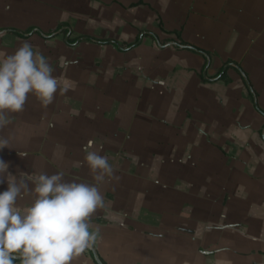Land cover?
I'll return each mask as SVG.
<instances>
[{
  "label": "crops",
  "instance_id": "crops-1",
  "mask_svg": "<svg viewBox=\"0 0 264 264\" xmlns=\"http://www.w3.org/2000/svg\"><path fill=\"white\" fill-rule=\"evenodd\" d=\"M0 33L66 89L10 115L0 159L94 183L93 141L119 178L91 217L104 264H264V0H0Z\"/></svg>",
  "mask_w": 264,
  "mask_h": 264
},
{
  "label": "clouds",
  "instance_id": "clouds-1",
  "mask_svg": "<svg viewBox=\"0 0 264 264\" xmlns=\"http://www.w3.org/2000/svg\"><path fill=\"white\" fill-rule=\"evenodd\" d=\"M53 73L48 59L27 41L11 54L0 52V130L12 113L24 111L29 95L47 106L58 91H66ZM8 146L0 136V149ZM83 151L94 183L68 180L63 171L40 173L35 179L21 172L18 177L0 159V184L7 182L0 192V264H72L94 245L91 217L105 207L100 186L106 178H119L93 141ZM26 197L30 206L21 208L18 202Z\"/></svg>",
  "mask_w": 264,
  "mask_h": 264
},
{
  "label": "water",
  "instance_id": "water-1",
  "mask_svg": "<svg viewBox=\"0 0 264 264\" xmlns=\"http://www.w3.org/2000/svg\"><path fill=\"white\" fill-rule=\"evenodd\" d=\"M92 249H93V253H94V256H95L97 262H98L99 264H104L103 260H102L101 257L99 256V254H98V252H97V250L95 249L94 246H92Z\"/></svg>",
  "mask_w": 264,
  "mask_h": 264
}]
</instances>
